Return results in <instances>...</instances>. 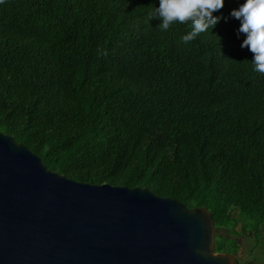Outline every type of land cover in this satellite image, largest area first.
<instances>
[{
    "label": "trees",
    "instance_id": "obj_1",
    "mask_svg": "<svg viewBox=\"0 0 264 264\" xmlns=\"http://www.w3.org/2000/svg\"><path fill=\"white\" fill-rule=\"evenodd\" d=\"M158 3L0 0V130L76 180L206 206L216 250L242 263L241 237L264 253V73L240 0L187 43Z\"/></svg>",
    "mask_w": 264,
    "mask_h": 264
},
{
    "label": "water",
    "instance_id": "obj_2",
    "mask_svg": "<svg viewBox=\"0 0 264 264\" xmlns=\"http://www.w3.org/2000/svg\"><path fill=\"white\" fill-rule=\"evenodd\" d=\"M0 264H241L206 206L47 167L0 130Z\"/></svg>",
    "mask_w": 264,
    "mask_h": 264
},
{
    "label": "clouds",
    "instance_id": "obj_3",
    "mask_svg": "<svg viewBox=\"0 0 264 264\" xmlns=\"http://www.w3.org/2000/svg\"><path fill=\"white\" fill-rule=\"evenodd\" d=\"M226 0H159L158 6L149 11L150 17H160L159 26L167 30L174 22L189 23L191 29L181 36L187 43L201 32L215 27L224 17L215 14L223 8ZM230 15L238 18V31L244 34L242 47L247 46L253 53L254 70L264 73V0H240Z\"/></svg>",
    "mask_w": 264,
    "mask_h": 264
},
{
    "label": "rangeland",
    "instance_id": "obj_4",
    "mask_svg": "<svg viewBox=\"0 0 264 264\" xmlns=\"http://www.w3.org/2000/svg\"><path fill=\"white\" fill-rule=\"evenodd\" d=\"M239 255L242 260L241 264L245 263V260H254L255 264H264V253L251 237L240 238Z\"/></svg>",
    "mask_w": 264,
    "mask_h": 264
}]
</instances>
